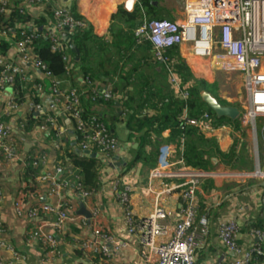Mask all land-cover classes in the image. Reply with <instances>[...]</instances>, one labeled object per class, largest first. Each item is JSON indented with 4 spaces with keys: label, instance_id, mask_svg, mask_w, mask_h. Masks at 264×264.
Returning a JSON list of instances; mask_svg holds the SVG:
<instances>
[{
    "label": "built area",
    "instance_id": "2783aa9c",
    "mask_svg": "<svg viewBox=\"0 0 264 264\" xmlns=\"http://www.w3.org/2000/svg\"><path fill=\"white\" fill-rule=\"evenodd\" d=\"M67 1L0 0V15L8 16L14 10H18L21 14L25 12L28 15L41 16L44 8L52 5V14L48 18V24L42 35L48 39L51 51L60 52L63 29L73 31L89 27L85 19L71 16L70 10L65 6ZM130 1L129 7L125 5L128 11L133 5V0ZM178 1L181 2L182 19L141 21L131 31L135 45L145 42L150 45L152 62L164 66L169 74L170 84L177 88L181 100L184 101L188 94L179 89L181 83L172 71L174 59L168 54L174 49L187 46L190 58L206 61L211 68L225 74H239L247 94V100L239 103L240 121L244 128L254 127L256 119L264 118V72L260 70L264 58V0ZM20 29L18 38L11 29L7 32H0V39L10 43V51L16 55V59H9L0 52V97L7 88L13 85L16 77L33 83L31 90L37 96L42 91L44 81H47L53 96L52 111L54 113L46 115L41 103H35L30 96H26L24 102L17 103V93L11 90L4 105L0 100V155L7 162L16 159L23 168L28 165L35 169L41 167L40 174L35 181L43 191L46 203H41L40 197L33 196L28 208L24 209L26 211L24 214L21 208L23 194H20L14 202V209L17 216L24 215L27 223L33 224L28 234V241L40 245L45 250L47 258L49 255L58 257L60 254L56 235L64 236L67 224L85 226V221L74 216L71 205L66 208L63 192L67 190L68 185L59 181V177L66 173L65 168L54 164L53 168L49 169V160L43 151L44 146L41 142L43 133L55 129L60 139L63 130L57 126L56 118L67 119L65 121L73 124L75 132L81 139L78 143V152L93 153L107 161L112 160L119 151L120 145L105 123L96 116H92L89 120L82 118L79 109L81 106L79 90L77 88L63 89L68 85L67 80L53 78L46 65L33 54L32 44L40 39V36H37L29 25L22 26ZM62 60L69 64L71 56L64 53ZM26 65L30 67V71L25 68ZM31 71H36L38 78L32 77ZM34 81H37V84ZM83 84L92 85L87 79ZM95 90L97 91L96 96L104 101L115 97V90L111 85ZM93 92L95 93L94 90ZM17 113H23L20 118L26 113L45 115L42 124L37 126V132L41 136L36 137L33 157L22 158L18 154L20 144L26 141L23 138L26 135L22 136L23 133L16 123L13 126L9 125ZM2 117L8 118L9 123L2 122ZM69 118L71 120H68ZM211 121V116L206 112H202L198 118H191L184 110L181 115L180 128L184 130L186 127H193L200 132L221 128V126H211ZM262 130L264 132V127ZM58 143L55 142L53 148L57 149ZM233 148L236 150L235 147ZM167 156H169L167 153H162L156 166L148 171V177L150 180H159L164 193H178L181 206L175 215L176 222L170 237L167 236L166 227L162 224L167 218L163 208L155 207L152 213L144 219L135 217L130 208L133 186L116 179L113 185L115 200L120 207L126 234L136 242L138 255L144 264H195V253L203 245L209 229L208 217L197 215V193L203 180L211 178L214 174L191 169L185 166L181 158L171 161ZM255 162L257 165L253 175L244 173L240 177L243 176L246 180L264 179V174L257 172L259 171V158L256 152ZM233 175L225 172L222 176L231 179ZM72 184L73 191L82 202L91 199L93 191H86L78 176ZM1 200L0 193V203ZM260 200L261 205L264 206V195ZM233 205L230 216L220 220L216 228L218 240L226 251L233 255V258L226 262L215 261L213 264H249L255 257L260 258V264H264V225L249 228L245 235L249 244L247 246L239 244L238 217L247 212L248 207L236 203ZM46 214L50 219H44ZM94 214L95 212L92 216ZM93 236L94 239L82 240L78 245L92 258L97 254L106 257L108 250L101 246L98 240L103 238L113 243V239L103 235L99 228L93 231ZM156 239L164 240L160 245H156ZM118 244L120 247L127 246L125 242ZM4 248L5 245L0 240V249ZM0 264H4L2 260Z\"/></svg>",
    "mask_w": 264,
    "mask_h": 264
},
{
    "label": "crops",
    "instance_id": "0c3cea01",
    "mask_svg": "<svg viewBox=\"0 0 264 264\" xmlns=\"http://www.w3.org/2000/svg\"><path fill=\"white\" fill-rule=\"evenodd\" d=\"M135 2L133 0L130 11L125 8V5L126 7L131 5L130 0H68L65 2V6L69 10L72 9L73 14L85 19L89 24L91 40L97 47L96 57L98 62L96 67L98 68L100 82L96 83V88L101 90L111 85L115 90V97L112 99L115 103L114 107L100 105L96 107L95 111L118 140L120 148L111 161L101 159L98 182L89 201L82 202L74 192H63L66 203L73 207L72 213L75 217L84 220L85 226L74 223L67 224L64 236L56 235L60 255L58 257L49 255L48 258L45 250L40 245L28 241V234L33 228V224L31 222L27 223L24 215L22 217L17 216L14 209V202L22 193H24V200H26L21 202L23 210L28 208L30 199L33 196L40 197L41 203H46L43 191L35 180H26L23 167L16 159L7 162L0 155V193L2 195L0 203L2 233L0 234V240L5 245L4 249H0V260L4 264H93L92 257L78 244L85 239H94L93 231L96 228L101 229L103 235L112 238L113 243L115 242L113 244L108 239L103 238L98 240L100 245L108 250V255L106 257L102 256L99 260L100 264H144L138 255L136 242L126 234V229L122 223L120 207L116 203L113 191L116 179L133 186L134 189L130 195V208L136 218L144 219L152 213L155 207H161L167 215V218L162 222L168 232L167 236L170 237L173 234L176 222L175 215L181 206L178 193H164V189L159 185V180L149 179L148 171L156 164L153 167L137 164L127 170L132 152L138 147V138L132 136L127 130L125 126L127 117L123 114V108H119V101L131 92L151 91L156 95V92L159 89L161 90L163 86L168 87L173 96L179 99L178 90L171 86L169 74L164 66L152 62L150 45L146 42L135 45L131 31L141 20L131 24L124 20L112 19L117 12L132 13ZM170 19L171 15L166 20ZM176 51L178 59L186 65L192 79L214 85L217 97L221 101L240 107L238 103L247 100L243 80L239 74H225L211 68L206 61L190 58L187 46H182ZM10 56L12 59H16V55L11 51ZM25 68L30 71L28 65ZM260 70L264 72V58ZM30 73L32 77L38 78L39 76L36 71ZM77 80H81L80 75ZM179 89L181 90V84ZM10 92L11 90H6L3 93L0 97L1 104L4 105ZM38 97L45 112L53 110V96L47 81H44L42 91ZM155 100L157 99L153 98L154 104ZM157 107H160V105H157ZM21 116H23V113H17L15 119L18 120ZM34 116L38 115L34 114ZM15 119H12L9 125L13 126L16 123ZM259 122L258 128L256 127L257 121H255L254 127L252 126L253 128H244L239 119V128L224 124L219 129L201 132L204 138L215 139L219 150L223 154L235 147L237 157L240 156L241 158L244 155L245 158L248 157L249 159L247 158V163L243 166L242 158L244 157H242L240 159L241 167H239L240 164L237 167H234L235 165L225 167L224 164H218L209 172L214 175L208 178L213 183L208 191H203V183L200 184L197 201L199 206L202 207V213L199 216L205 215L208 217L209 229L203 245L195 253V264H213L215 261L226 262L233 258V255L221 245L216 233L218 222L222 218L230 216L234 208L233 204H242L248 207V214L245 213L238 217L240 231L243 229L248 231V224L257 219H261L263 222L261 225H264V206L260 202L261 197L264 195L260 187L262 182L253 179L254 185L248 188L244 182H240L241 174L256 170L254 165L255 152L258 154L259 165L261 162L263 163L262 167L258 166V169L262 170L264 166V136L261 137V144L258 139V133L264 134L262 130L264 118L261 117ZM60 129L63 130L62 138L69 141L71 145L74 144L75 136L70 122L64 121ZM27 134L31 138L29 137L28 140L23 141L18 149V154L22 158L34 154L36 137L41 136L37 132V127L34 133L29 132ZM168 134L169 131H164L161 136L162 139L166 138ZM252 134L257 137V144L250 141L253 137ZM42 138L43 151L49 160L48 167L51 169L54 165V148L51 144H45L44 137L42 136ZM155 141L156 137L152 135L150 142L154 146L150 144V148H147L148 152L156 153L155 150L158 147L155 145ZM159 149L160 154L157 162L164 152L169 155L167 158L171 161L181 158L180 152L171 144L160 145ZM225 172L234 175L231 176V179H227L222 176ZM242 187H246L245 192L239 195V189ZM81 204L89 214V218L78 214ZM23 212L26 213L25 210ZM93 212H95L94 217L92 216ZM44 219H50L49 215H44ZM75 228L78 229L77 232H72ZM247 231L240 233L239 244L243 246L249 244L245 239ZM162 240L164 239H156L155 244L160 245L163 243ZM122 242H125L127 246H118V243ZM76 251H80L82 254L76 255Z\"/></svg>",
    "mask_w": 264,
    "mask_h": 264
},
{
    "label": "trees",
    "instance_id": "16d2710c",
    "mask_svg": "<svg viewBox=\"0 0 264 264\" xmlns=\"http://www.w3.org/2000/svg\"><path fill=\"white\" fill-rule=\"evenodd\" d=\"M135 5L132 13L117 12L113 15V20H124L134 24L138 20H163L170 17L169 9L163 4V0H135ZM52 5H47L44 8L43 15L34 16L28 15L25 12L22 14L18 10H14L8 16L0 15V32L8 31L11 29L13 33H18L22 26H30L37 36H40L37 41L32 44L33 54L46 65L47 70L51 73V76L55 79L67 80V88H77L80 93V114L83 119L89 120L92 116H96L101 122L104 121L99 117L95 111L96 107L105 105L108 107H114L115 103L113 100H102L96 96V83L100 82L98 76V68L96 64L98 62L96 57L97 47L91 40V30L87 29H75L69 31L63 29L61 31V51L53 52L50 49V43L48 39L44 38L42 33L48 24V18L51 17ZM71 16L79 18V16L73 14L72 9L70 10ZM73 46L78 55L72 52L70 48ZM10 43L4 39H0V52L6 55L9 59L10 56ZM67 53L71 56L69 64L62 60V54ZM173 59L172 71L177 80L181 83V91L188 94L187 99L181 100L175 98L171 90L168 87L163 86L154 95L151 91H139L127 93L121 101H119V108H123V114L126 115L125 126L129 133L138 138V147L133 150L132 157L129 161L127 170L138 165L153 167L157 164V158L160 154L159 146L167 144L176 147V150L180 152L181 159L185 166L199 170L203 172L212 171L218 164L234 166L237 151L231 148L228 153H222L215 139H206L198 129L193 127H186L181 130V115L184 110L191 118H198L202 112H206L212 118L210 122L211 126L218 127L224 124L232 125L239 128V119L235 121H229L227 119H217L212 112L205 106L200 99V92L207 91L215 97L223 106H233L226 102L221 101L217 97L216 88L214 85H208L204 81L193 80L189 73L186 65L178 59L176 49L168 53ZM80 75L81 80L78 81L77 77ZM85 79L91 82V86L83 84ZM69 82V83H68ZM37 84V81H34ZM31 84L16 77L12 86L7 90L16 92V102L22 103L26 96L32 97V101L35 103L40 102L39 97L31 90ZM172 86V85H171ZM95 91V93L93 92ZM179 94V93H178ZM153 98L155 104L153 103ZM160 105V107H157ZM53 111L46 112L45 114L53 115ZM45 115L34 116L33 113H26L24 117L16 120L17 127L23 133L22 136L26 135L25 140H28L30 136L27 133H34L35 128L42 124ZM67 120V119H65ZM60 118H56V124L60 128L64 121ZM68 120H71L70 118ZM260 118L256 123L258 128ZM1 121L8 124L9 119L2 117ZM72 125L73 134L75 136L74 144H70L69 141L64 138L58 139L57 130L50 129L48 132L43 133L45 144L53 145L55 142H59L57 149L54 148V164L61 165L65 168V174L59 177V181L66 183L68 188L66 192H74L73 184L75 177L80 178L81 184L86 191H94L98 182L99 176V165L101 160L90 158L88 155L80 156L78 152V143L81 141L80 137L74 130ZM106 125V123H105ZM107 126V125H106ZM108 128V127H107ZM258 130V129H257ZM164 131H169L166 138L162 139ZM112 134V132L109 130ZM113 135V134H112ZM156 137L155 145L158 147L156 153L148 152L147 148H150L153 143L150 142L151 136ZM114 136V135H113ZM115 137V136H114ZM31 138V137H30ZM43 143V138L41 139ZM31 155L30 157H33ZM215 159L216 163H212ZM156 162V163H155ZM25 172L26 180H35L40 174L41 167L32 168L30 165L23 168ZM202 189L208 191L213 183L209 179L203 180ZM254 183L250 182L246 186L251 187ZM31 188V187H30ZM29 188V189H30ZM28 190V189H27ZM32 190V188H31ZM264 192V187H261ZM244 187L239 189V195L244 194ZM23 200L25 199L24 193ZM64 196V195H63ZM73 201V199H71ZM26 201V200H24ZM67 202V201H66ZM66 208L70 206L68 203ZM202 207L198 204L197 215H201ZM262 220L257 219L248 224V228L262 226ZM77 228L73 229L72 232H77ZM247 231V230H245ZM244 229L240 233L245 232ZM80 251H76V255H81ZM102 258L101 255H94L92 258L93 264H100L99 260ZM260 258L255 257L249 264H260Z\"/></svg>",
    "mask_w": 264,
    "mask_h": 264
},
{
    "label": "water",
    "instance_id": "95a60500",
    "mask_svg": "<svg viewBox=\"0 0 264 264\" xmlns=\"http://www.w3.org/2000/svg\"><path fill=\"white\" fill-rule=\"evenodd\" d=\"M139 23H137L138 25ZM72 51L78 55L77 50L71 46L70 47ZM200 99L201 101L205 104V106L212 112V114L217 118V119H227L229 121H235L237 119H240V110L236 106H223L220 104V102L211 95V93L207 91H201L200 92ZM68 122V121H67ZM70 127L68 123V128ZM80 156L83 155H88L90 158H95L97 160L103 159L101 156L93 154V153H80ZM212 163H216V160L213 159ZM261 172L264 174V166L261 170ZM260 187H264V180L263 183L260 185ZM78 214L85 216L86 218H89V214L85 211L83 205H80Z\"/></svg>",
    "mask_w": 264,
    "mask_h": 264
},
{
    "label": "rangeland",
    "instance_id": "374dc122",
    "mask_svg": "<svg viewBox=\"0 0 264 264\" xmlns=\"http://www.w3.org/2000/svg\"><path fill=\"white\" fill-rule=\"evenodd\" d=\"M165 4V6L169 9V11H170V14H171V19H170V21H177V20H180V19H182V11H181V2L179 3V1L178 0H163V4L162 5H164ZM234 75H236V74H234ZM239 104V103H238ZM234 106H236L237 108H240V107H238V105H234ZM240 110V109H239ZM253 133V132H252ZM253 135V140H252V138H251V140L250 141H252V142H254V143H256L257 144V137H255L254 136V134H252ZM264 136V134H262V133H258V139L260 140V144L262 143L261 142V137H263ZM249 150H251L250 148H249ZM230 151V150H229ZM228 151V152H229ZM227 152V153H228ZM242 157H244L245 158V156L243 155ZM241 157V158H242ZM240 158V156L239 157H237L236 159H235V161H234V167H237L238 166V164H240V162H241V159ZM244 158H242V160H243V162H242V164H243V166L247 163V158L248 157H246L245 159ZM249 159V158H248ZM262 161V160H261ZM255 164V166L257 165L256 164V162H254ZM262 165H263V163L261 162L260 163V167H262ZM242 165L240 164V166L239 167H241ZM225 167H227V165H225ZM240 173H242L241 171H239ZM258 173H260V174H263L262 172H261V170H259V171H257ZM237 173V172H236ZM244 173V172H243ZM253 171H251L249 174L250 175H253ZM238 174V173H237ZM240 182L242 183V182H244L246 185L248 184V183H250V182H252V180H253V178H251V179H249V180H246L243 176L242 177H240ZM243 180V181H242ZM263 180L264 179H261V180H259L258 179V181L261 183H263ZM244 189H246V187H244ZM248 214V212H244V214ZM222 219H224V218H222ZM221 219V220H222Z\"/></svg>",
    "mask_w": 264,
    "mask_h": 264
}]
</instances>
